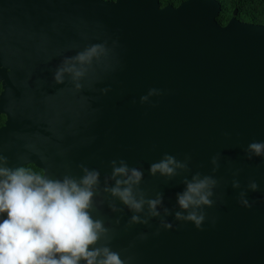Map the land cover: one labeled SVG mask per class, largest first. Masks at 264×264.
<instances>
[{"label": "water", "instance_id": "obj_1", "mask_svg": "<svg viewBox=\"0 0 264 264\" xmlns=\"http://www.w3.org/2000/svg\"><path fill=\"white\" fill-rule=\"evenodd\" d=\"M159 1L0 0V157L52 179L99 171L93 217L125 264H264V157L246 151L264 142V26L236 10L219 25L215 0ZM92 46L82 77L56 83L65 59ZM165 154L190 171L151 176ZM113 160L141 169V190L161 193L173 215L130 223L133 213L104 192ZM196 172L217 180L199 229L174 218L182 180Z\"/></svg>", "mask_w": 264, "mask_h": 264}, {"label": "clouds", "instance_id": "obj_2", "mask_svg": "<svg viewBox=\"0 0 264 264\" xmlns=\"http://www.w3.org/2000/svg\"><path fill=\"white\" fill-rule=\"evenodd\" d=\"M98 51L99 46H92L66 58L54 73L55 82L64 83L65 74L73 81L78 80L84 74V66L91 63ZM75 86L79 88L80 84ZM155 94L157 91L152 89L141 101ZM246 151L249 159L264 157V142L253 141ZM211 162L215 172L219 167L217 157ZM6 165V158L0 157V215L4 216L0 219V264H125L120 253L113 251L108 243L101 244L108 229L101 219L93 217L99 171L82 167L83 175L78 179L67 175L52 179ZM111 167L104 192L133 213L130 223L148 224L150 219L161 217V210L165 217L173 215V210L163 206L161 193L148 198L141 190L144 179L141 169L129 167L124 160L111 161ZM148 171L151 176L159 174L171 179L190 169L186 161L165 154ZM109 180L113 182L110 186ZM182 183L183 191L176 194L179 211H175L174 218L191 222L199 229L205 219L203 209L213 206L211 197L217 180L196 172ZM233 187L239 188V182L234 180ZM248 188L255 192L258 185L253 181ZM245 197L246 192H241L239 202L250 208L252 205ZM111 207L113 211H122L115 204ZM161 226L171 229L173 225L161 219Z\"/></svg>", "mask_w": 264, "mask_h": 264}, {"label": "trees", "instance_id": "obj_3", "mask_svg": "<svg viewBox=\"0 0 264 264\" xmlns=\"http://www.w3.org/2000/svg\"><path fill=\"white\" fill-rule=\"evenodd\" d=\"M114 1V0H109ZM186 0H160V5L177 7ZM219 3L221 11L216 21L225 26L233 17L236 10V19L240 22L252 25L264 26V0H215Z\"/></svg>", "mask_w": 264, "mask_h": 264}, {"label": "flooded vegetation", "instance_id": "obj_4", "mask_svg": "<svg viewBox=\"0 0 264 264\" xmlns=\"http://www.w3.org/2000/svg\"><path fill=\"white\" fill-rule=\"evenodd\" d=\"M0 93H1V85H0ZM5 123V116L4 115H0V128L3 127ZM18 170H24L26 172H30V173H33V174H43V172L41 170H39L38 168H36L34 165H26L24 167H21L20 169ZM4 216L3 215H0V219H3Z\"/></svg>", "mask_w": 264, "mask_h": 264}]
</instances>
